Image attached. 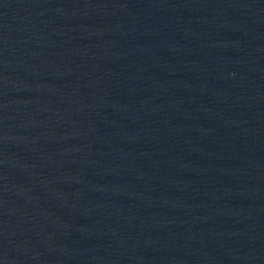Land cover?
I'll use <instances>...</instances> for the list:
<instances>
[{"label":"water","instance_id":"1","mask_svg":"<svg viewBox=\"0 0 264 264\" xmlns=\"http://www.w3.org/2000/svg\"><path fill=\"white\" fill-rule=\"evenodd\" d=\"M0 264H264V0H0Z\"/></svg>","mask_w":264,"mask_h":264}]
</instances>
